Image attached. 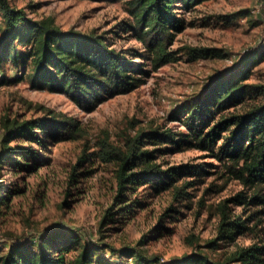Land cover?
<instances>
[{"label": "trees", "instance_id": "16d2710c", "mask_svg": "<svg viewBox=\"0 0 264 264\" xmlns=\"http://www.w3.org/2000/svg\"><path fill=\"white\" fill-rule=\"evenodd\" d=\"M123 1L130 17L120 20L110 32L119 35L118 28L132 32L143 45L140 54L146 61L135 60V55L114 47L107 32L62 28L52 15L34 17L13 0H0V84L9 82L10 66L15 71L14 79L24 78L32 88L63 92L86 111L108 97L138 87L151 69L177 58V51L169 49L175 33L185 25L177 8L190 9L202 0ZM260 3L264 5V0ZM242 13L250 15L249 10L241 9L232 17ZM182 48L191 57L220 54L216 47ZM261 54L245 52L229 76L210 75L202 92L183 100L169 115L181 123L182 130L153 121L139 125L131 121L133 133L123 131L121 143L103 131L95 142L96 149L89 151L86 139L77 165L93 156L114 164L115 191L99 218L97 240L85 239L69 227L50 228L36 240L19 235L6 246L0 243V264H105L100 254L104 248L144 264H264V101H251L241 110L230 109L244 98L264 92V84L246 80ZM36 109L41 113L29 117L8 113L0 116V214L19 192L18 187L6 184V173H31L44 159L42 152L48 145L75 140L86 133L72 115L41 105ZM187 148L207 152L219 162L222 177L235 178L242 185L235 193L207 205L218 216L215 235L201 242L197 235L190 234L187 241L192 249L167 262L144 252L140 246L144 237L134 244L106 241L102 226L114 215L127 214L143 204L134 195L138 187L148 195L169 190L172 202L166 211L177 212L175 202L190 206L187 188L195 179L179 180L206 169L189 162L163 167L156 161L161 153ZM81 173L84 171L72 166L71 179L78 181L73 176ZM214 186L212 183L204 191L221 188ZM198 203L204 205L203 197ZM238 235L253 239L227 252L219 250L222 241H234ZM72 249L74 253L68 256Z\"/></svg>", "mask_w": 264, "mask_h": 264}, {"label": "rangeland", "instance_id": "374dc122", "mask_svg": "<svg viewBox=\"0 0 264 264\" xmlns=\"http://www.w3.org/2000/svg\"><path fill=\"white\" fill-rule=\"evenodd\" d=\"M13 2L25 7L34 17L52 15L62 28L107 32L114 47L135 55V60H148L140 54L144 52L143 45L132 32L119 28V35L110 32L120 20L130 17L123 0ZM241 9L249 10L250 15L242 13L232 17ZM177 11L185 20L184 27L175 33L169 45V49L177 51V58L151 69L138 87L108 97L90 111L77 106L63 92L32 88L26 79H14L15 71L8 67L9 82L0 84V116L4 113L22 117L37 115L41 111L36 107L41 105L76 117L86 133L75 140H61L48 145L42 152L44 159L35 171L22 176L5 174L6 184L18 187L19 192L0 214L2 246L19 235L36 240L42 232L53 227H69L85 239L97 240L99 218L115 191L114 164L90 156L92 158L77 165L78 154L86 139L90 143L89 151L96 149L95 142L103 131L114 142L121 143L123 131L131 130L133 133L131 121H136V125L153 121L174 130L184 129L178 120L170 119L171 112L186 98L196 97L202 92L210 75L229 76L238 67L239 58L249 50L262 53V56L251 66L246 80L264 84V5L260 0H202L190 9L177 8ZM189 45L216 47L220 54L191 57L182 48ZM262 100L264 92L255 98L246 97L240 105L230 109L241 110L251 101ZM1 133L0 126V138ZM156 161L163 167L189 162L206 169L197 176L189 175L179 180L195 179L187 188L191 193L190 206L175 202L179 210L166 211L172 202L169 190L148 195L143 187H138L134 195L143 204L127 214L114 215L112 221L102 226V232L104 239L114 245L134 244L144 237V243L140 245L144 252L158 255L167 262L173 256L192 249L187 241L190 234L197 235L201 242L215 235L218 216L207 205L235 193L242 185L235 178L222 177L219 162L198 148L161 153ZM74 165L77 171H84L80 176H73L78 181L71 179ZM212 183L214 187L221 185V188L205 192V187ZM201 197L204 205L198 203ZM251 239L250 236L238 235L234 241H222L219 250L227 252L236 244L247 245ZM73 253L72 249L68 256ZM100 254L105 264H144L106 248Z\"/></svg>", "mask_w": 264, "mask_h": 264}]
</instances>
